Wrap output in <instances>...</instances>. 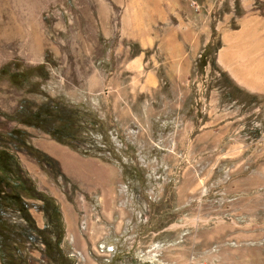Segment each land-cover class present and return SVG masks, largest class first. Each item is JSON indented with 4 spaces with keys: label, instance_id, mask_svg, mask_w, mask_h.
<instances>
[{
    "label": "rangeland",
    "instance_id": "rangeland-1",
    "mask_svg": "<svg viewBox=\"0 0 264 264\" xmlns=\"http://www.w3.org/2000/svg\"><path fill=\"white\" fill-rule=\"evenodd\" d=\"M0 145L59 205L74 264H264V0H0ZM18 69V70H19ZM59 99L83 153L6 115ZM39 241V240H38ZM29 264H52L37 243Z\"/></svg>",
    "mask_w": 264,
    "mask_h": 264
},
{
    "label": "trees",
    "instance_id": "trees-1",
    "mask_svg": "<svg viewBox=\"0 0 264 264\" xmlns=\"http://www.w3.org/2000/svg\"><path fill=\"white\" fill-rule=\"evenodd\" d=\"M14 68V71H8L5 66L1 67L0 78H6L15 87L29 82L30 68L19 69L16 64ZM17 111L19 114L5 117L39 129L55 142L96 155L91 147L82 148L80 144L85 141L81 136L86 131L83 123L94 124V120L83 119L61 100L49 99L35 109L27 108L26 102H22ZM29 137L24 129L13 128L6 133L7 146L0 145V264H29L28 249L38 242L43 245V254L52 264H74L61 247L63 222L54 198L40 193L41 203L36 206L43 213L45 226L39 229L30 213L33 205L23 196L37 190L11 149L22 151L42 167L51 165V159L31 145Z\"/></svg>",
    "mask_w": 264,
    "mask_h": 264
}]
</instances>
